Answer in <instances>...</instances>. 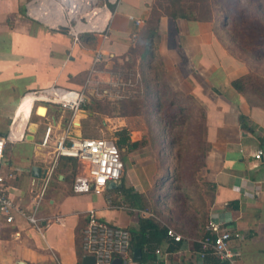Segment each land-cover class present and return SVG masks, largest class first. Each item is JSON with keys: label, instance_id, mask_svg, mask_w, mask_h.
<instances>
[{"label": "crops", "instance_id": "obj_1", "mask_svg": "<svg viewBox=\"0 0 264 264\" xmlns=\"http://www.w3.org/2000/svg\"><path fill=\"white\" fill-rule=\"evenodd\" d=\"M31 4L0 0V136H9L2 163L8 191L28 212L36 207L41 230L20 215L12 223L0 220V264H87L91 256L84 252L82 240L90 209L129 228L138 227L139 215L125 206L124 194L114 190L118 187L101 193L74 190L70 158L62 157L48 178L52 154L51 147L41 145L44 130L52 124L53 137H58L70 115L58 105H47L46 114L32 120V105L28 112L21 111L23 97L52 85L80 88L78 79L91 72L95 52L101 49L104 55L112 50V56L126 52L127 39L141 26L134 19L142 18L133 16V9L121 17L118 10L109 11V35L90 46L79 36L58 30V24H65L62 13L48 16L46 7L41 12ZM131 23L137 28L131 29ZM159 33L158 53L172 88L194 96L206 111L209 149L203 176L215 187L208 220L221 222L240 236L231 242L233 262L203 259L196 241L204 233L201 224L185 230L174 219L172 227L184 239L172 246L163 244L159 247L163 254L157 256L164 264H264V158L254 156L264 148V100L232 84L250 73L252 65L218 35L213 21L162 16ZM76 121L80 124L72 132L83 135L82 118ZM34 166L41 168L39 176H34ZM138 180L141 184L135 174V180L128 176L124 184L137 186ZM112 192L121 204L108 198ZM134 263L138 264L135 258Z\"/></svg>", "mask_w": 264, "mask_h": 264}, {"label": "rangeland", "instance_id": "obj_2", "mask_svg": "<svg viewBox=\"0 0 264 264\" xmlns=\"http://www.w3.org/2000/svg\"><path fill=\"white\" fill-rule=\"evenodd\" d=\"M51 1L54 5H49L48 0H31V6L41 12L46 7L48 16L62 13L66 22L58 24V30L71 37L81 31L79 37L85 35L80 38L90 46L109 35V21L103 28H98V15L95 14L90 26L92 19L86 16L87 10L79 12L80 8L75 11L70 2ZM156 2L97 0L96 7L107 8L112 13L116 9L120 17L133 9V16L141 17L143 22L138 35L127 39L129 47L126 52L112 56V50H109L92 66L87 76L79 79V84L85 86L87 100L82 107L83 114L80 112L78 117L82 118V133L85 135L115 141L128 135L132 141L139 142L133 150L127 146L121 148L125 165L123 180L129 176L133 181L135 174L142 179L141 184L138 180L137 186H131L143 195L144 208L131 212L153 217L166 227L174 226V219H177L187 230L194 224L203 223L202 211L213 193L211 183L203 176L207 148L205 108L195 97L186 98L187 93L172 88L158 53L160 38L155 41V55L142 56L141 37L151 25L154 14L151 7ZM206 2L181 0L177 6L201 14ZM208 3L220 8V14L214 17H217L218 35L229 40V47L246 58L253 68L264 72V45L256 46L257 38H250L248 31V27H252L259 33L264 32V0H208ZM130 27L137 28L134 23ZM87 33L95 36H87ZM36 115L33 111L32 120ZM76 165L75 169L69 167L71 176L83 170L78 161ZM108 198L113 204L120 203L115 193ZM122 201L126 207L134 209L126 200Z\"/></svg>", "mask_w": 264, "mask_h": 264}, {"label": "built area", "instance_id": "obj_3", "mask_svg": "<svg viewBox=\"0 0 264 264\" xmlns=\"http://www.w3.org/2000/svg\"><path fill=\"white\" fill-rule=\"evenodd\" d=\"M137 25H141L143 19H134ZM79 32L74 33L75 37ZM132 37L138 35V31L132 32ZM103 52L98 49L94 54L93 65L100 62ZM35 98L31 111L39 114V105H58L70 113V120L58 137H53V125L46 126L41 145L51 147V166L48 170V178L54 174L62 157L75 158L82 171L74 177L73 187L78 192L94 191L101 193L107 189L110 181L122 180L124 162L120 150L111 138L85 137L76 135L72 128L78 124L76 119L87 100L85 86L71 88L61 85H52L47 88L34 90L30 93ZM26 94V95H27ZM25 96V95H24ZM9 136H0V220L7 223L15 221L18 215L26 219L37 229L41 230L40 219L36 215V207L28 212L21 203L8 191L7 177L2 173V163ZM256 159L264 158V148H259L254 154ZM169 239L179 242L184 236L174 227L168 226ZM206 234L196 241L200 246L198 254L201 258L213 254L221 260L233 262L235 253L232 248V240L238 238L240 233L231 227L224 226L221 222L210 220L206 224ZM82 247L87 255L94 257V264H113L115 258L122 259L124 264H135L130 251V232L126 227L110 222L102 218L95 208L88 211L87 223L83 230ZM163 251L156 249L157 255Z\"/></svg>", "mask_w": 264, "mask_h": 264}, {"label": "trees", "instance_id": "obj_4", "mask_svg": "<svg viewBox=\"0 0 264 264\" xmlns=\"http://www.w3.org/2000/svg\"><path fill=\"white\" fill-rule=\"evenodd\" d=\"M198 1V0H194ZM181 0H157L156 4L153 5L151 8L154 10V14H152L150 23L151 25L146 28V30L143 33L142 42H143V51L142 56L145 57L147 55H155V41L157 38H160V21L162 16H170L175 19L183 18L187 20H195V21H213L216 25V30L218 32L217 28V17L214 18L217 14H220V8L217 7V5H210L207 0V4L203 3L204 12L201 14L196 13V11L192 10L187 11L186 9H182L181 7L177 6ZM113 9V8H112ZM154 17V18H153ZM250 38L254 39L257 38V45L261 46L264 45V32L259 33L258 31L252 29V27H248ZM87 36L94 37L95 35L93 33H87ZM85 35H81L82 38ZM220 36V35H219ZM221 37V36H220ZM95 39V38H94ZM88 45V44H87ZM247 60V59H246ZM248 61V60H247ZM262 77V78H260ZM79 82V79H78ZM233 86L242 92H247L248 90L252 93L259 96L262 100H264V72L258 71L256 68H251L250 73L235 79L232 81ZM194 97L192 95L187 94L186 98ZM204 123H205V141L207 144V148L205 150L204 155V161L205 157L207 155V151L209 149L207 138H206V111H205V117H204ZM5 136V135H3ZM82 136L85 137H91L89 135L83 134ZM112 139V138H111ZM114 140V139H113ZM118 149L121 153V148L124 146H127L129 150L135 149L139 142L138 141H132L130 137L123 136L118 141H115ZM122 157V153H121ZM70 158V157H67ZM69 167L72 166V168H76V162L77 160L75 158H70ZM123 159V157H122ZM124 162V160H123ZM123 186L118 187L117 189L120 192H122L125 196V199L131 206L135 209H143V195L133 189V187H126L124 184L123 176H122ZM211 188L213 189L211 200L214 197V191L215 187L210 184ZM208 211H209V203L207 206L204 207L202 213H203V223L201 224V227L204 230V233L202 237L206 234V224L208 223ZM130 232V251L133 253L136 248H140L142 252V256L140 259H135V261L138 262V264H164L163 260H161L157 254L156 249L162 246L163 244L169 243L170 246H172L175 243H180L173 241L169 239L167 235L168 228L164 225H162L158 220L154 219L150 216H143L139 215L138 220V227H126ZM200 248V246H199ZM217 258L213 254H209L206 256V259L208 258Z\"/></svg>", "mask_w": 264, "mask_h": 264}, {"label": "bare ground", "instance_id": "obj_5", "mask_svg": "<svg viewBox=\"0 0 264 264\" xmlns=\"http://www.w3.org/2000/svg\"><path fill=\"white\" fill-rule=\"evenodd\" d=\"M63 2L64 3L70 2V4L72 5V7L75 9V11H76L77 8H80L79 12H84V11L87 10L88 13L86 14V16H88L89 19H92V20H90V26H92L91 24L94 22L93 17L95 16V14L98 15L97 16V21H98L97 27L98 28L99 27L100 28H103L107 24V21L110 18V12H109V10H107V8H99V7H96L97 0H63ZM48 3H49V5H51V4L54 5V2H52L51 0H48ZM61 20L65 21L64 20V17H63V14L61 15ZM80 29H83V28H80ZM23 98H25L24 103L26 102V104H24L21 107V109H22L21 111H23L24 108H25V111L28 112L29 109H30V106L32 105L33 100L35 98L32 96V94H27ZM37 110H38L39 114H41V115H43V114L45 115L46 114V111H47L46 110V107L44 105H39V107L37 108Z\"/></svg>", "mask_w": 264, "mask_h": 264}, {"label": "water", "instance_id": "obj_6", "mask_svg": "<svg viewBox=\"0 0 264 264\" xmlns=\"http://www.w3.org/2000/svg\"><path fill=\"white\" fill-rule=\"evenodd\" d=\"M41 172V168L38 166H34L33 167V174L34 176H39ZM123 186V181L119 180V181H110L107 184V188H117V187H122ZM142 256V252L140 248H136L134 250V258L135 259H140ZM88 259H90L92 262L91 263H87V264H94V257H89ZM122 259L121 258H115L113 261V264H122Z\"/></svg>", "mask_w": 264, "mask_h": 264}]
</instances>
